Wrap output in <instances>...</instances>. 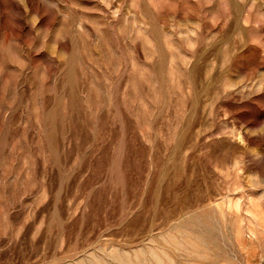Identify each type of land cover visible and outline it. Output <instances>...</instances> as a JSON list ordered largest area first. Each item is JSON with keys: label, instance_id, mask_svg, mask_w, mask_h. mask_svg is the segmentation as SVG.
Listing matches in <instances>:
<instances>
[{"label": "rangeland", "instance_id": "1", "mask_svg": "<svg viewBox=\"0 0 264 264\" xmlns=\"http://www.w3.org/2000/svg\"><path fill=\"white\" fill-rule=\"evenodd\" d=\"M0 264H264V0H0Z\"/></svg>", "mask_w": 264, "mask_h": 264}]
</instances>
